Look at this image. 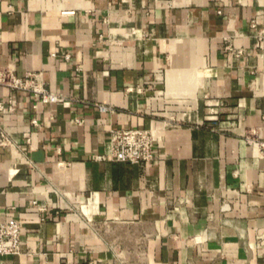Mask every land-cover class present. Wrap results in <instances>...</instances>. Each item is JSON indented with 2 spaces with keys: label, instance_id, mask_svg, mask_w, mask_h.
<instances>
[{
  "label": "crops",
  "instance_id": "1",
  "mask_svg": "<svg viewBox=\"0 0 264 264\" xmlns=\"http://www.w3.org/2000/svg\"><path fill=\"white\" fill-rule=\"evenodd\" d=\"M260 32L264 0H0V70L65 97L0 86V264H264ZM115 128L152 162L98 160Z\"/></svg>",
  "mask_w": 264,
  "mask_h": 264
},
{
  "label": "built area",
  "instance_id": "2",
  "mask_svg": "<svg viewBox=\"0 0 264 264\" xmlns=\"http://www.w3.org/2000/svg\"><path fill=\"white\" fill-rule=\"evenodd\" d=\"M220 13V12H218ZM264 33H258L256 37V48L262 50ZM226 50L235 57H240L242 52L234 50L232 45H228ZM0 86H4L11 91L29 93L40 103L54 104L65 100L60 94H55L45 88L39 75L26 74L18 77L9 70H0ZM101 113L113 112L110 106L98 105ZM5 107L0 102V112ZM34 126H38L35 119L31 121ZM246 143L259 149L264 157V141L249 135L245 138ZM109 152L108 156H98V160H113L125 162L132 165H147L154 158L153 136L149 130L141 128H119L109 130ZM15 144L4 131L0 130V147L14 148ZM23 224L19 220L9 219L0 221V257L18 255L21 251V237Z\"/></svg>",
  "mask_w": 264,
  "mask_h": 264
}]
</instances>
